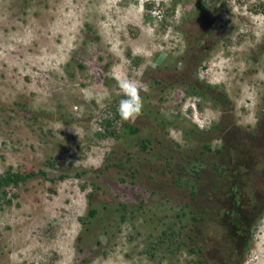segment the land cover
Masks as SVG:
<instances>
[{
  "label": "rangeland",
  "instance_id": "374dc122",
  "mask_svg": "<svg viewBox=\"0 0 264 264\" xmlns=\"http://www.w3.org/2000/svg\"><path fill=\"white\" fill-rule=\"evenodd\" d=\"M263 10L264 0H0V174H36L0 190V264H232L227 216L208 215L213 162L248 161L240 181L258 204L239 263L264 264ZM114 65L144 86L133 123L114 119L124 98ZM128 124L139 133L124 142Z\"/></svg>",
  "mask_w": 264,
  "mask_h": 264
},
{
  "label": "trees",
  "instance_id": "16d2710c",
  "mask_svg": "<svg viewBox=\"0 0 264 264\" xmlns=\"http://www.w3.org/2000/svg\"><path fill=\"white\" fill-rule=\"evenodd\" d=\"M150 8V7H149ZM199 9L201 11H205L206 5L202 4L199 6ZM264 11V10H263ZM151 18L150 16L147 17V19ZM87 29H92V26L89 24H86ZM82 66V65H81ZM193 93H197L194 91ZM119 117L118 113H116L115 120ZM108 125L110 124V121H107ZM128 131L123 130V134L119 135L121 139H124V142L129 141V139L132 137H135L139 132V130L131 125L128 124L127 127ZM215 129V128H214ZM210 131H201V139L204 140L205 144L203 145L204 151H210L211 147L206 143L209 141L210 137L212 136ZM102 135L101 133L99 134ZM210 136V137H209ZM150 140L143 141L140 145L143 148H147L148 144H150ZM219 153H221V150H218ZM250 161L248 163L246 162V165L243 168L240 166H237L236 168L231 167H223L222 164H217L216 162H213V166L216 169L217 177L219 178V183L217 187V201H214L216 203L213 204L211 207V211L208 212L209 217L215 218L216 216H220V219L222 218L223 213L227 216L224 220V225L228 228L226 230V235L230 239V245L232 246V253H233V263L232 264H238L240 262V258L242 259L245 251H248L252 246L253 241V230L252 226H254L251 223V219L255 217V214L257 212V204L253 201L246 203V198L249 196L248 191H246L244 188H242V181H240V177L245 175L247 172H249V169L245 171V168L250 166ZM53 166V165H52ZM219 169H221V172H219ZM43 174L47 177V173L43 171ZM35 173H20V172H13L12 169H9L4 174H0V190H3L8 187H16L20 183L25 182L29 180V178H33L35 176ZM64 176H60V178H63ZM52 181L55 179L52 178ZM224 186V189H223ZM5 195V193H3ZM91 199V198H89ZM258 202V201H256ZM222 203V204H220ZM227 208V209H225ZM220 212V213H219ZM95 211H90L89 215L90 217L95 216ZM259 217V215H257ZM202 218L205 219L203 216ZM219 221V220H218ZM88 223V222H87ZM85 225V224H84ZM170 226H173L171 223ZM171 229V238L180 237L182 235V229L180 230H174ZM188 241H194L193 238L187 236ZM177 238V239H178ZM173 242V241H172ZM186 243H184L185 245ZM243 248V254H241V250ZM193 249L197 251H202V246L198 245ZM193 249H190L191 252H195ZM240 264V263H239Z\"/></svg>",
  "mask_w": 264,
  "mask_h": 264
},
{
  "label": "clouds",
  "instance_id": "9594fccd",
  "mask_svg": "<svg viewBox=\"0 0 264 264\" xmlns=\"http://www.w3.org/2000/svg\"><path fill=\"white\" fill-rule=\"evenodd\" d=\"M109 76L115 80L124 97L119 101L117 108L120 120L128 123L135 122L143 110V99L140 93L144 86L137 79L129 77L121 65H114L109 71ZM82 91L85 95L88 94L87 89Z\"/></svg>",
  "mask_w": 264,
  "mask_h": 264
},
{
  "label": "bare ground",
  "instance_id": "6f19581e",
  "mask_svg": "<svg viewBox=\"0 0 264 264\" xmlns=\"http://www.w3.org/2000/svg\"><path fill=\"white\" fill-rule=\"evenodd\" d=\"M202 118V117H201ZM208 120V119H207Z\"/></svg>",
  "mask_w": 264,
  "mask_h": 264
}]
</instances>
